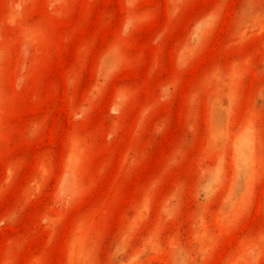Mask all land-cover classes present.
Instances as JSON below:
<instances>
[{
    "label": "rangeland",
    "instance_id": "obj_1",
    "mask_svg": "<svg viewBox=\"0 0 264 264\" xmlns=\"http://www.w3.org/2000/svg\"><path fill=\"white\" fill-rule=\"evenodd\" d=\"M0 264H264V0H0Z\"/></svg>",
    "mask_w": 264,
    "mask_h": 264
}]
</instances>
